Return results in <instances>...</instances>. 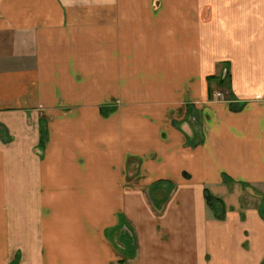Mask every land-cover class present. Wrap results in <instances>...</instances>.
Wrapping results in <instances>:
<instances>
[{
  "label": "crops",
  "instance_id": "0c3cea01",
  "mask_svg": "<svg viewBox=\"0 0 264 264\" xmlns=\"http://www.w3.org/2000/svg\"><path fill=\"white\" fill-rule=\"evenodd\" d=\"M0 264H264V0H0Z\"/></svg>",
  "mask_w": 264,
  "mask_h": 264
},
{
  "label": "rangeland",
  "instance_id": "374dc122",
  "mask_svg": "<svg viewBox=\"0 0 264 264\" xmlns=\"http://www.w3.org/2000/svg\"><path fill=\"white\" fill-rule=\"evenodd\" d=\"M213 89H216V88H213ZM218 89H220L223 92L220 93L218 91L217 93H215L216 94L215 97H222L223 98L225 96V98H227V99H232L234 97V95L232 93V89L230 87V82L228 79L225 81L224 84H221V86L217 87V90ZM218 93H220V95H218ZM42 128H45V126H42Z\"/></svg>",
  "mask_w": 264,
  "mask_h": 264
},
{
  "label": "trees",
  "instance_id": "16d2710c",
  "mask_svg": "<svg viewBox=\"0 0 264 264\" xmlns=\"http://www.w3.org/2000/svg\"><path fill=\"white\" fill-rule=\"evenodd\" d=\"M229 100L232 102L234 100V97ZM204 193L208 205L215 206L217 208V203H222L221 199L211 194V192L207 188L205 189Z\"/></svg>",
  "mask_w": 264,
  "mask_h": 264
}]
</instances>
